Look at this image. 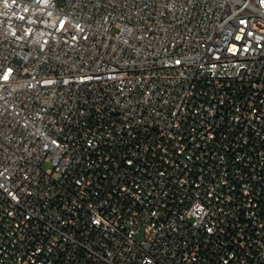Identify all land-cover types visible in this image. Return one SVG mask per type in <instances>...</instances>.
<instances>
[{"label": "built area", "instance_id": "built-area-1", "mask_svg": "<svg viewBox=\"0 0 264 264\" xmlns=\"http://www.w3.org/2000/svg\"><path fill=\"white\" fill-rule=\"evenodd\" d=\"M0 264H264V0H0Z\"/></svg>", "mask_w": 264, "mask_h": 264}, {"label": "rangeland", "instance_id": "rangeland-1", "mask_svg": "<svg viewBox=\"0 0 264 264\" xmlns=\"http://www.w3.org/2000/svg\"><path fill=\"white\" fill-rule=\"evenodd\" d=\"M50 165L49 164H44L43 165V168H48ZM142 234H140L139 236H138V239H141L142 238Z\"/></svg>", "mask_w": 264, "mask_h": 264}, {"label": "snow or ice", "instance_id": "snow-or-ice-1", "mask_svg": "<svg viewBox=\"0 0 264 264\" xmlns=\"http://www.w3.org/2000/svg\"><path fill=\"white\" fill-rule=\"evenodd\" d=\"M4 79H7V76H5Z\"/></svg>", "mask_w": 264, "mask_h": 264}]
</instances>
